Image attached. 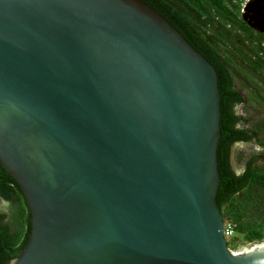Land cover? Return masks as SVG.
<instances>
[{"label": "water", "instance_id": "95a60500", "mask_svg": "<svg viewBox=\"0 0 264 264\" xmlns=\"http://www.w3.org/2000/svg\"><path fill=\"white\" fill-rule=\"evenodd\" d=\"M239 18L264 36V0ZM212 66L139 0H0V167L28 230L1 264H264L226 249Z\"/></svg>", "mask_w": 264, "mask_h": 264}, {"label": "trees", "instance_id": "16d2710c", "mask_svg": "<svg viewBox=\"0 0 264 264\" xmlns=\"http://www.w3.org/2000/svg\"><path fill=\"white\" fill-rule=\"evenodd\" d=\"M152 8L167 21L186 43L198 52L213 68L218 91V129L215 147L218 183L214 200L220 210L228 204V215L233 222V230L242 238L252 242L261 237L255 229L257 225L244 222V217L256 215L264 224V174L249 170L242 176L233 175L228 164L229 146L235 142L257 140L258 133L264 131V116L252 122L248 117L235 112V107L250 103L251 108L261 105L264 100V36L247 27L239 18V3L229 0H139ZM227 26V27H224ZM229 26L237 28L242 37L236 35L240 44L236 49L244 61L248 85L252 87L242 97L234 88L227 59L217 52V44L229 37ZM252 43L249 48L244 46ZM245 48L247 53H240ZM252 80V81H251ZM254 85H257L254 87ZM245 124V125H244ZM241 195L228 202L237 190ZM0 200L7 205V211H0V264L17 254L23 246L28 230V212L23 196L11 177L0 167ZM246 208L249 210L245 214ZM245 223V224H244ZM255 226V227H254Z\"/></svg>", "mask_w": 264, "mask_h": 264}, {"label": "rangeland", "instance_id": "374dc122", "mask_svg": "<svg viewBox=\"0 0 264 264\" xmlns=\"http://www.w3.org/2000/svg\"><path fill=\"white\" fill-rule=\"evenodd\" d=\"M224 27H227V26H224ZM225 29L228 30L229 37L225 41L223 40L219 44H217V52L222 58L227 59L233 86L242 97H245L247 90H249V88L252 87L251 85H248L250 79L247 77V75H249L250 77V74H247L246 69H244V65L246 64L239 57V54L236 50V49H239L240 44L236 41V38L234 36L236 35L240 38L242 37V34L239 32L237 28H234L231 26ZM252 30L255 31L254 29ZM243 43L246 48H249V46L252 45V43L250 44H247V42H243ZM243 52L247 53V50L245 48H241L240 53H243ZM256 86L257 85H254V87ZM234 109L237 114H241L242 116L248 117L252 122H254L258 120L261 116H264V100L261 105H258V106L254 105V108H251V102H250L249 104L243 103L241 105H238ZM256 139L261 141L262 144L260 145V147L259 146L256 147L253 144V147L249 148L247 146H241V145L235 144L229 148V165H230V168L235 173L240 172V170L242 169V166H244V163H246L247 157L249 155H251L252 153L264 152V131L261 133H258ZM251 142H255V141H251ZM258 149H260V151H256ZM255 164H257L258 166H263V163L259 161H255ZM242 192H243V189L239 190L237 193L232 194L228 202H231L235 200L236 198H238ZM0 211H3V212L7 211L6 203L1 200H0ZM248 212L249 210L246 208L245 214L248 215ZM219 213L221 215L222 220H226L233 225V222L231 221L228 215V204L227 203L221 205ZM244 222H248V224L252 226L257 225V227L255 226L254 227L261 234V237L257 239V241H260L261 239H263L264 224L261 223L260 219L257 218L256 215L252 214L249 217L245 216ZM252 242H255V240ZM249 243H251V241L247 242L246 240H244L242 238L241 233H238L232 230L231 238L226 240V249L232 252L237 247L241 245H247Z\"/></svg>", "mask_w": 264, "mask_h": 264}, {"label": "flooded vegetation", "instance_id": "af4514ba", "mask_svg": "<svg viewBox=\"0 0 264 264\" xmlns=\"http://www.w3.org/2000/svg\"><path fill=\"white\" fill-rule=\"evenodd\" d=\"M235 144H238V145H241V146H247L249 148L253 147V144L256 146V147H260L261 144H258L256 142H235V143H232L229 148L232 146V145H235ZM256 151H260V149L256 150ZM229 152V150H228ZM228 160H229V156H228ZM255 161H259V162H262L263 163V166H258L257 164H255ZM228 164H229V161H228ZM230 166V165H229ZM249 170H257V171H261V173L264 174V152H261V153H252L251 155H249L247 157V160H246V163H244V166H242V169L240 170L239 173H235L231 168H230V172L231 174L233 175H240L242 176L243 174H245L246 172H248ZM241 190V189H239ZM239 190H237L235 193H237ZM234 194V193H233Z\"/></svg>", "mask_w": 264, "mask_h": 264}, {"label": "built area", "instance_id": "2783aa9c", "mask_svg": "<svg viewBox=\"0 0 264 264\" xmlns=\"http://www.w3.org/2000/svg\"><path fill=\"white\" fill-rule=\"evenodd\" d=\"M232 3H235L237 0H229ZM245 0H242L241 3H239V9H238V13L240 11H242L241 7L243 6ZM223 226H222V237H224L226 240L231 238V233L233 230V225L226 221V220H222Z\"/></svg>", "mask_w": 264, "mask_h": 264}]
</instances>
